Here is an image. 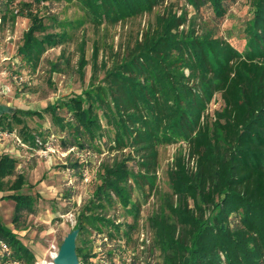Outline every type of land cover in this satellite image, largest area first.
Returning a JSON list of instances; mask_svg holds the SVG:
<instances>
[{
	"label": "trees",
	"instance_id": "16d2710c",
	"mask_svg": "<svg viewBox=\"0 0 264 264\" xmlns=\"http://www.w3.org/2000/svg\"><path fill=\"white\" fill-rule=\"evenodd\" d=\"M49 1H7L14 18L30 20L18 54L34 69L50 49L68 40L65 32H50L40 17V6ZM66 1L78 3L97 28L163 11L127 45L98 84L94 73L90 87L81 94L42 111L13 109L0 116V130L14 132L16 125L22 126L23 141L37 146L38 135L28 130L25 120H42L49 114L65 134L64 151L74 148L94 155L93 150L101 153L100 145H105L116 153L99 170L95 200L87 207L92 213L82 214L76 226L80 235L89 231L84 224L99 234L109 229L110 237L113 229L119 233L121 225L102 214L115 203L134 216L128 232L134 231L139 214L134 186L143 188L147 183L153 188L159 148L185 143L196 169L190 172L184 158H176L168 172L172 193L165 197L160 214L149 219L164 264H264V0L249 1L251 20L244 30L243 51L201 29L196 17L189 19L186 7L197 12L209 8L213 19L220 21L236 0H184L181 8L180 0ZM86 48L82 40L81 74L89 64ZM98 56L96 45L92 58L97 61ZM217 95L223 108L210 118L208 111ZM136 162L137 173L131 165ZM85 164L80 162L75 169L84 170ZM18 168V159L1 155L0 193L8 192L2 199L15 202L16 225L37 212V198L23 193L27 180ZM0 241L9 245L14 260L35 264V253L1 214ZM77 253L80 264H91L95 257L80 247Z\"/></svg>",
	"mask_w": 264,
	"mask_h": 264
},
{
	"label": "rangeland",
	"instance_id": "374dc122",
	"mask_svg": "<svg viewBox=\"0 0 264 264\" xmlns=\"http://www.w3.org/2000/svg\"><path fill=\"white\" fill-rule=\"evenodd\" d=\"M7 1L0 0V10L5 15V20L0 26V103L13 109L35 111H42L50 104L81 94L90 87L94 73L98 75L95 83L102 81L105 73L112 69L127 45L133 43L147 28L148 23L154 22L157 15L163 11L158 9L153 14L135 20L97 28L78 3L50 0L40 6V17L45 19L50 32H65L68 40L64 45L50 49L44 55L40 66L34 69L18 54L24 34L30 27V20L23 17L14 18ZM249 1L230 2L227 16L220 21L213 19V12L209 8L197 12L191 6L186 7L190 11L189 19L196 17V23H199L201 29L212 31L216 37L231 42L243 51L244 30L251 20ZM178 3L180 8L186 4L184 0ZM82 40L87 42L86 58L89 60L84 74L80 73L79 66V46ZM96 45L99 47L97 61L92 58ZM57 65L58 70L55 69ZM95 67L98 70H94ZM222 108V98L217 95L208 111L210 118H214V113ZM59 113L66 115V111ZM25 121L28 130L38 135L37 146L31 147L28 144L30 149H24L9 138L0 141V153L11 149L21 152L16 159L20 161L18 172L23 173L27 180L23 193L37 198V212L26 215L19 225L14 224L15 202L3 200L2 196L8 194L5 192L0 193V214L3 222L35 253V264L39 261L52 262L51 254L58 253L67 235L78 229L76 226L81 215L92 213L87 212V207L95 200V190L100 184L99 170L105 162H112L116 153L112 154L105 145H100L101 153L93 150L94 155L87 156L77 149L76 152L63 157L64 145L61 148V141L65 134L59 132L51 115L46 114L42 120L34 117ZM22 129V126L16 125L14 132L23 135ZM52 146L60 149L61 154L48 153V156H42V150ZM14 151L10 152L13 157L17 155ZM178 156L184 158L190 172L195 171L196 163L189 160L187 145L180 142L159 148V167L153 188L147 183L143 188L133 185V199L139 203L137 226L134 231L128 232V226L135 223L134 216L128 214L119 203L108 206L106 212L102 213L121 225L119 233L113 229L114 237H110L109 229L99 234L92 225L84 224L89 231H84L78 237L77 246L83 249L85 254L95 255L90 260L91 264H97L95 261L99 258H105L108 264H164V254L156 245L149 219L160 214L165 197L172 193L168 172L174 168ZM80 162L86 163L84 170L75 169ZM131 165L136 173L139 172L137 162ZM85 172H88L90 182H85ZM97 213H101V210H97ZM127 233H130L128 237ZM131 253L134 256L128 263Z\"/></svg>",
	"mask_w": 264,
	"mask_h": 264
},
{
	"label": "built area",
	"instance_id": "2783aa9c",
	"mask_svg": "<svg viewBox=\"0 0 264 264\" xmlns=\"http://www.w3.org/2000/svg\"><path fill=\"white\" fill-rule=\"evenodd\" d=\"M3 24V15L0 10V26ZM13 139V141L24 149H30L29 145L23 141V139L15 132H7L0 130V141H4V139ZM40 145H42L40 142H38ZM77 149H70L68 151H63V157H65L67 154L76 152ZM83 153L87 156H91L92 153L89 150H82ZM48 153L53 154H61L60 149H56V147L52 146L51 148L42 150V156H48ZM69 171V170H68ZM85 182H90L91 179L89 177L88 172L84 173ZM121 253V250H119V254ZM58 256V253H52V262L49 261H39L37 264H47V263H54L55 258ZM134 254H130V259L128 260V263L132 261ZM129 257V256H128ZM97 264H108L105 260V258H99L97 261H95ZM0 264H21L19 261L14 260L11 249L9 245L4 242L0 241Z\"/></svg>",
	"mask_w": 264,
	"mask_h": 264
},
{
	"label": "water",
	"instance_id": "95a60500",
	"mask_svg": "<svg viewBox=\"0 0 264 264\" xmlns=\"http://www.w3.org/2000/svg\"><path fill=\"white\" fill-rule=\"evenodd\" d=\"M13 108L0 103V116L11 113ZM80 235V229L73 230L64 239L60 247L58 256L54 260V264H80L79 256L77 253V240Z\"/></svg>",
	"mask_w": 264,
	"mask_h": 264
},
{
	"label": "crops",
	"instance_id": "0c3cea01",
	"mask_svg": "<svg viewBox=\"0 0 264 264\" xmlns=\"http://www.w3.org/2000/svg\"><path fill=\"white\" fill-rule=\"evenodd\" d=\"M3 15V14H2ZM3 21H4V19H3ZM1 147H2V144H1ZM0 147V150L2 149ZM9 151V152H8ZM14 151V149L12 150H4L3 152H1L0 153V157H1V155H3V154H6V153H8V154H11L10 152H13ZM17 155L15 156V158H19V155H21V152L20 151H14ZM11 155H13V154H11ZM20 162V161H19ZM19 169V168H18ZM10 228V227H9Z\"/></svg>",
	"mask_w": 264,
	"mask_h": 264
},
{
	"label": "bare ground",
	"instance_id": "6f19581e",
	"mask_svg": "<svg viewBox=\"0 0 264 264\" xmlns=\"http://www.w3.org/2000/svg\"><path fill=\"white\" fill-rule=\"evenodd\" d=\"M47 264H54V263H47Z\"/></svg>",
	"mask_w": 264,
	"mask_h": 264
}]
</instances>
